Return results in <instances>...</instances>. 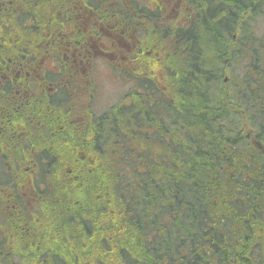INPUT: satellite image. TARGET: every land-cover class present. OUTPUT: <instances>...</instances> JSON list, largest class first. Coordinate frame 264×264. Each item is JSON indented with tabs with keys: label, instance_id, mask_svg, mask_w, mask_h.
<instances>
[{
	"label": "trees",
	"instance_id": "16d2710c",
	"mask_svg": "<svg viewBox=\"0 0 264 264\" xmlns=\"http://www.w3.org/2000/svg\"><path fill=\"white\" fill-rule=\"evenodd\" d=\"M69 2L145 54L117 68L129 101L97 112L91 76L63 81L91 99L62 88L0 158V264H264V0H187L163 27L133 0H0V62L94 45Z\"/></svg>",
	"mask_w": 264,
	"mask_h": 264
},
{
	"label": "flooded vegetation",
	"instance_id": "af4514ba",
	"mask_svg": "<svg viewBox=\"0 0 264 264\" xmlns=\"http://www.w3.org/2000/svg\"><path fill=\"white\" fill-rule=\"evenodd\" d=\"M133 1L135 5H144L148 12H156L158 17L155 22L158 23L159 27H163V24H169L173 20H175L174 24H178L177 21H180V25H185L189 21L186 16V11L190 10L187 0ZM68 11L70 12V22L77 23L81 21L79 24L84 25V28L89 31V35L99 36L93 43L94 45H88L85 52L82 49H74L79 53L77 57L74 56L73 51H70V54L64 53L65 56L62 57L61 61H56L52 57L37 61V57L31 56L34 58L32 59L27 55L14 65L10 64L7 57L0 62V158H15L24 153L25 136L35 132L38 124H40L39 111L42 104H45L46 108L49 105L52 114H54L57 100H61L63 96V93L60 92L62 88H64L63 90L69 100V102L66 101L69 109L74 97L80 99L81 89L77 87V92L73 96L72 90L61 86L63 81L65 84H71L72 81L79 83L80 74L89 76L91 73L92 75V61L90 60L89 63L83 62V59L79 56L85 57L86 53L90 54L91 48H94V55L98 53L101 57L108 59L111 67L116 60L129 58V65H131L133 71H136L142 55L145 54L142 41L135 33L130 35L129 41L122 38L128 42L124 45L128 48L127 54L119 50L116 46L121 44L118 37L123 32L109 25L105 29L103 22L95 16V10H92L88 16L83 10L76 12L75 4L69 2ZM133 15L134 24L143 23V15L140 19L136 11L133 12ZM91 23L95 27H91ZM85 35L88 34L85 33ZM104 35L107 36L106 40L108 42L106 43H103L101 39ZM69 47L70 44L68 43ZM161 49V53L155 55L157 59L160 57V60L164 54L168 55V50L164 46H161ZM10 67H15V69L10 70ZM48 74L58 75V77L55 76L53 81H49L46 79ZM82 99L84 100L85 97ZM37 100L40 101L39 104H35ZM59 109H62V107L59 106ZM34 116L37 118H34ZM31 151L37 152L38 148H32Z\"/></svg>",
	"mask_w": 264,
	"mask_h": 264
},
{
	"label": "rangeland",
	"instance_id": "374dc122",
	"mask_svg": "<svg viewBox=\"0 0 264 264\" xmlns=\"http://www.w3.org/2000/svg\"><path fill=\"white\" fill-rule=\"evenodd\" d=\"M90 55H92V51H90ZM92 69V80L96 86V98L93 106L97 112L104 111L122 99L127 101L128 94L132 95L130 91L136 86L134 82L117 72V69L111 67L109 61L100 57L98 53L95 54L92 61Z\"/></svg>",
	"mask_w": 264,
	"mask_h": 264
},
{
	"label": "bare ground",
	"instance_id": "6f19581e",
	"mask_svg": "<svg viewBox=\"0 0 264 264\" xmlns=\"http://www.w3.org/2000/svg\"><path fill=\"white\" fill-rule=\"evenodd\" d=\"M256 44H257V43H256ZM256 44H255V45H256Z\"/></svg>",
	"mask_w": 264,
	"mask_h": 264
}]
</instances>
